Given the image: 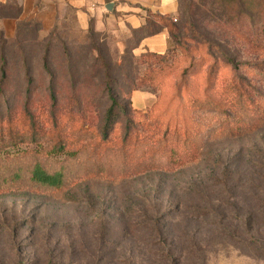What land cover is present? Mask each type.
<instances>
[{
  "label": "rangeland",
  "instance_id": "374dc122",
  "mask_svg": "<svg viewBox=\"0 0 264 264\" xmlns=\"http://www.w3.org/2000/svg\"><path fill=\"white\" fill-rule=\"evenodd\" d=\"M179 3L173 23L180 34L191 26L240 68L219 61L208 93L207 45L194 52L203 59L186 78L188 63L177 58L158 89H136L148 74L140 56L175 46L150 13L139 29L114 17L87 29L31 22L15 35L0 32V128L11 121L13 129L12 145L0 151V264H264V118L255 119L264 109V51L257 55L240 36L249 19L236 30L228 22L246 0ZM154 23L156 33L145 36ZM238 75L258 90L230 88ZM175 83L182 99L190 87L201 100L217 94L222 103L218 112L193 117L205 124L192 126L189 139L200 161L173 169L165 163L174 157L170 147L156 145L158 132L144 123L153 103L152 115L166 109L164 94ZM109 89L119 107L101 143ZM126 110L137 128L129 143ZM82 141L100 146L70 159L63 188L31 181L36 163L55 170L65 162L56 145L74 151Z\"/></svg>",
  "mask_w": 264,
  "mask_h": 264
},
{
  "label": "trees",
  "instance_id": "16d2710c",
  "mask_svg": "<svg viewBox=\"0 0 264 264\" xmlns=\"http://www.w3.org/2000/svg\"><path fill=\"white\" fill-rule=\"evenodd\" d=\"M180 4V3H179ZM150 13V12H149ZM233 15L228 20V22L233 23L234 22V29L237 28V23L243 19V16H245L247 19L250 20L249 23H247L245 26H243V32L241 33V37L244 42L248 45V47L252 48L253 52L257 55L264 51V47H260L261 41L264 42V21L262 19L264 18V0H261L259 3L257 0H246V3L243 6V10H234ZM152 15H155L158 19L157 22H159L160 26L165 28L171 36V38L174 41L175 46H173V49L170 48L166 50L165 52H158V51H150L145 54H142L140 56L141 62H143L146 67L148 74H146L141 80L140 83L136 86V89H143L144 87H151L154 89H158L162 83H164L170 75V71L172 70V67L177 62L180 61H187L188 65L183 68L182 70V79L186 78L189 73L196 69L197 64L199 65V61L203 59L202 56H196L194 54L195 51H199L200 48L204 45H207V55L212 59L213 63L209 65L207 68V74H208V82L209 84L202 89L203 93H208L210 89H215L213 79H215L214 75H216V64L219 61H224L226 64L230 65L235 72H238L240 69L239 66L236 64L235 60L231 57H229L226 54H223L221 51V47L216 45L210 46L212 43L209 40H202V37L198 34L197 31L192 29L190 26L187 30V34L185 36H182L180 34L179 29L177 28L176 24L173 23V20H175L176 16H168V15H158L154 13H150ZM156 23L151 24L152 27H154V30L151 31L148 35H153L156 33ZM231 31L233 30V26H230ZM232 35V38L237 36L236 34L228 33ZM235 39V38H234ZM216 48V51L213 49ZM220 51V53H219ZM174 53V55H173ZM177 53V55L175 54ZM174 57V59H173ZM182 58V59H177ZM45 66H47V58H44ZM175 62V63H174ZM197 62V63H195ZM181 63V62H180ZM205 65V64H204ZM203 65V66H204ZM260 65V64H258ZM256 65V67L258 66ZM216 86V85H215ZM232 86L239 87V90L243 92L248 91H257L258 89L255 87V85L248 80L247 78H244L242 76H236V79H233L230 83V88ZM166 88H170L169 85H166ZM190 87H187V93L188 96L185 97V99H182L183 96V90L179 87V84L175 83L173 87H171L169 90H166V95L164 94V99H168L167 106L165 110H157L155 115H152V113L155 111V107L157 103H153L151 105L150 115L147 116V123H144V129H147L148 132L153 133L154 131L158 132V139L156 140V145L160 144L161 142H164L168 147H170V151L172 152V155L174 156L172 159L168 160V162H165L171 168L176 167H185L192 164H197L200 159L201 155H196L195 152L197 150H193L191 148V144L189 142L192 126H205V124L200 123V121L193 120V117L196 113L200 114L201 111L203 113L208 112H218V110L221 108V101L218 99L217 94L213 97L205 98L201 100L199 96H197V93L193 89H189ZM135 89V90H136ZM198 91V90H196ZM171 92V93H170ZM169 93L171 95H169ZM109 96L110 100L112 102L106 116L105 120V131L102 133L101 137V143L107 142L109 140L110 132L109 129L111 127L112 121L115 118V111L116 108L119 107L118 100L116 96L114 95L112 89H109ZM170 96V98H168ZM186 100V106L182 104V102ZM209 105V109H208ZM207 108V110H205ZM258 111L260 110V106L256 108ZM140 110V109H139ZM131 113H137L136 109L130 110ZM185 111V112H184ZM262 114H259V116H255L256 120H260L264 118V109L261 110ZM125 114L127 116V123L125 127V136L123 138L124 143H129L131 139L132 132L137 129L134 125V122L131 120L129 111H125ZM177 117H182L181 121H178ZM185 116L193 122L198 123H186ZM201 120V119H200ZM12 122H8V125L2 126L0 128V151L4 146L12 145L13 138L11 136L13 135L12 131ZM32 124H34L32 119ZM211 124V123H210ZM219 124V123H217ZM260 124V123H255ZM211 125L210 127H213ZM23 137V135H22ZM32 137L34 139H37V134L34 132L32 134ZM147 137V136H146ZM7 138V139H6ZM24 138V137H23ZM86 141V140H85ZM15 142V141H14ZM193 148H195V142H193ZM91 146L92 148L98 149L100 144H91L86 143L82 141L80 150H74L70 151L67 149L66 144L60 143L54 147L53 150H55L58 153H64L66 154L65 162L57 169L55 170H49L46 169L42 164L36 163L31 171V181L37 185H41L44 187H48L50 189H61L64 187L65 183L68 180L69 172L71 167L74 166L75 163H73L70 159L76 158L78 155L79 157L81 155H84L87 153L88 147ZM123 146L122 148H124ZM194 152V153H192ZM1 154V152H0ZM160 159L163 161L164 156H160ZM164 162V161H163Z\"/></svg>",
  "mask_w": 264,
  "mask_h": 264
},
{
  "label": "crops",
  "instance_id": "0c3cea01",
  "mask_svg": "<svg viewBox=\"0 0 264 264\" xmlns=\"http://www.w3.org/2000/svg\"><path fill=\"white\" fill-rule=\"evenodd\" d=\"M179 2L180 0H0V32H6L8 36L15 35L21 24L31 22L42 25L46 30L68 21L75 24L77 29H87L94 21L102 25L114 17H120V21L124 20L133 29H139L146 23V13L177 16Z\"/></svg>",
  "mask_w": 264,
  "mask_h": 264
}]
</instances>
